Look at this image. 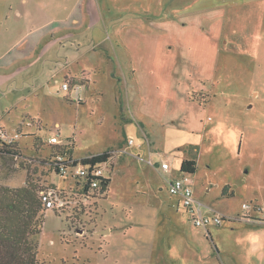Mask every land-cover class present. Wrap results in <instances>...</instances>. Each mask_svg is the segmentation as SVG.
Returning a JSON list of instances; mask_svg holds the SVG:
<instances>
[{"label":"rangeland","instance_id":"rangeland-1","mask_svg":"<svg viewBox=\"0 0 264 264\" xmlns=\"http://www.w3.org/2000/svg\"><path fill=\"white\" fill-rule=\"evenodd\" d=\"M133 2L113 0V3H105L101 0L94 2L92 7L87 3L85 25L79 30L69 31L71 36L78 32L81 34L78 39L85 54L81 62L87 74H64L58 79L59 83L55 79L50 80L49 70L58 60L50 61L48 53H44V62L37 54L34 60L39 64L37 73L36 70H28L26 61H22V66L3 69V63L14 62L28 54L29 39L18 44L17 49L0 62V125L12 135L22 136L18 142L24 150V156L20 154L19 158L0 155V186L22 187L30 174L42 187H56L64 191L66 197L74 193L76 196L71 202L75 206V202H80L81 194L66 187L76 183L57 175L42 162L52 152L51 145L47 143L48 138L60 135V138L75 141V157L78 159L111 151L112 157L105 168L106 176H112L111 172L116 167V150L127 149L130 139L137 144H146L148 140L150 151H158L171 164V174L159 173L147 163L139 161L140 155L145 159L149 156L147 148L142 149L138 157H131L130 168L124 167L125 171L112 178L104 194L98 191L94 196L97 198L91 199L93 203L87 206L89 212L72 216L74 227L88 231L80 242L65 240V232L71 226L66 216H58L53 211L44 212L42 231L35 238L38 262L73 264L68 261L69 257L75 249L79 250L80 246L90 242L94 227H126L134 232L142 229L148 231L151 227L145 221L151 217L152 209L161 201L168 209L169 202L172 204L180 199L169 193L167 178L180 177L182 161L194 159L197 161V172L189 174V178L195 198L210 208L206 209L207 213L214 211L228 218L225 217L220 226L208 228L214 238L211 241L204 228L195 227L186 221L182 210L176 212L173 208L168 209V213L160 215L159 226H155L157 243L152 252L151 264H186L184 260H188V264H201L203 260L195 259L192 253L184 256L181 262L169 251L175 246L176 240L175 236L170 235V230L177 226L188 230L187 233L192 231V235L200 231L208 239L205 244H208L209 253L214 256L208 264H264L263 216L258 211H252L251 216L256 220H247L243 210L245 205L264 204V5L259 12L257 27L255 20L258 15L255 11L246 12L243 7L231 9L226 5H215L214 21L220 25L216 33L215 58L209 71L201 74L197 71L198 63L189 58L199 53L201 45L191 37V33L187 34L186 26L181 29L182 36L179 32L171 35L166 27H161L162 23L170 20L180 24H193L190 18L201 20L203 17L200 13H183L193 0H168L167 3L165 0L146 1V18L153 23L149 30L151 36H162L165 38L161 40L162 43L174 38L175 42L170 44L173 48L165 51L175 58L177 54L180 55L178 61L185 71H189L191 79H196L195 87L198 89L200 84L205 89L194 90L190 94V99L198 101L196 103L199 105L191 101L187 103L183 99V110H191L193 125L186 119L176 125L162 126L148 116L141 117L136 111L139 106L136 79L132 72L128 74L129 80L123 73V69H128L126 63L134 62L129 59L133 49L127 44L128 27L116 34L115 27L111 26L112 36L107 34V22H111V19L118 18L122 23L128 18H135L133 15L139 10L133 7ZM81 9L82 5L73 13L78 14ZM246 13L247 20L253 23L251 27H245L243 23ZM67 15L62 13L63 19ZM103 15L107 22L101 19ZM58 26L50 29L56 31ZM144 31L147 32V29ZM67 33L66 30L61 31L60 36H66ZM244 33L249 34L248 42L253 48H246L239 42ZM104 37H108L110 42L97 46L96 42ZM118 38L123 40V44L114 43ZM157 42L158 39L154 38L149 45L147 40L144 44L146 50L149 47L148 52L154 60L159 59ZM139 45L140 48L143 46L142 43ZM109 55L118 60H110L107 57ZM165 71L168 74L167 69ZM88 75L91 80L82 78ZM150 80L156 84L155 76L150 75ZM63 82L70 84V93L62 90ZM35 89H38L36 97L32 96ZM176 105H180L179 100ZM152 110L159 113L157 109ZM27 120H34L32 126L23 125ZM153 159L156 161L158 158ZM227 186L232 195L224 194ZM143 209L147 214L143 213ZM69 212L72 210L68 209ZM131 217L134 220H130ZM123 231L127 230L116 233L113 236L115 239L107 238L106 244L111 243L113 246L107 247L106 252H99L101 243H97L98 254L92 256V264L96 261L111 264L117 254L114 248H125L123 244L127 238L122 234ZM140 235L141 232H138L128 238L138 239ZM84 252L86 255L91 254L89 249ZM149 263L146 260L143 264Z\"/></svg>","mask_w":264,"mask_h":264},{"label":"crops","instance_id":"crops-1","mask_svg":"<svg viewBox=\"0 0 264 264\" xmlns=\"http://www.w3.org/2000/svg\"><path fill=\"white\" fill-rule=\"evenodd\" d=\"M103 1L105 3H108L109 1L113 3V0ZM146 1L147 0H134L132 5L133 7H137L139 11L137 12V14L133 15V17L135 18H128L130 19V22L127 21V19L125 20L126 22L121 23L120 19L118 18L111 19V22H107V19L104 17V15L101 19H106V27L109 28L107 34H111V36V26L115 27L114 32L116 34L125 31L126 27H128L127 44H130L131 48L133 49V54H130L129 59L134 60V62H127L126 64L128 65V69H123V73H125L124 76H127L126 79H128V74L132 72L134 78L136 79L138 87L137 95L139 97L140 106H138L136 110L138 112V115H140L141 117L148 116L150 119H153L155 122L160 123L162 126H166L167 124L176 125L177 123L182 122L186 119H188V122L193 125L190 120V118H192L191 110L189 112L183 110V99L187 100V103H190V101L196 103L198 101L190 99L191 92L194 90L203 91L205 89H203L200 84L199 87L197 84L198 89L195 87L197 81L196 79L192 80L189 71H185L181 67V62L178 61L180 55L177 54V58H175L174 56H169L165 51L166 49L171 50L173 48V46H171L170 44L172 43V41L175 42L174 38L173 40L169 38V40H166L165 43H162L161 40L165 39L162 36H151L150 27L153 23L150 19L146 18V13H148L146 12L148 11L146 7ZM165 1L166 3L168 2V0ZM94 2H101V0H0V62L5 61L8 55H10L11 51L17 49L18 44H22L24 41L27 42V40L29 39V49L27 50L28 54H25V56H21L14 62L3 63V69L9 70L17 65L22 66V61H26L28 62V70L32 71L33 69L36 70L37 73L39 64L37 65V61H34L37 59V54H39L42 62H44V60L46 59L44 53H48L47 58H49L50 61L58 60L54 61L55 65L49 70L50 80L55 79V81L59 83L58 79L64 74L72 76L81 73L87 74L85 65L84 63L82 65L81 62L85 55L81 50L80 41L78 39V36H80L81 34L78 32L76 35L71 36L69 31H74L75 29L79 30L85 25L86 13L88 9L87 3L92 7ZM135 2L138 3V6ZM169 2H173V0H169ZM216 4L220 6L224 5V7L226 5V7H230L231 9H234L235 7H243L245 8L246 12L255 11L258 15V18H256L255 20V26L257 27L258 22H260L259 12L264 5V0H217V3H215V0H193L192 4L187 9H185L183 13L190 12V15H196L197 13H200L203 17L201 20L190 18L193 24H189L184 20L183 22H186V24H180L175 20H170L165 24L162 23L161 26L166 27V31L168 33H171V35L173 33L177 34V32H179L181 36V29L182 27L186 26L187 34L191 33V37H193L195 41L201 45V50L199 51V53L193 57H189L190 59H192V61L198 63L197 71L201 74H206L207 71H209L210 66L213 64V60L215 58L214 53L217 47L216 43L218 39L216 33L220 30V25L214 21L213 12ZM80 5H82L81 11L78 14L73 13ZM144 11L145 13H143ZM205 12H207V14ZM62 13L68 14L65 19H63L62 17ZM209 18H211L210 24ZM243 23L245 27H251L253 24L252 22H249L247 20V13ZM52 26H58L59 29L53 31L50 29ZM135 28H137V30H133ZM145 29H147V32L144 31ZM65 30L69 34L67 33L66 36L61 37V31ZM154 38L158 39L157 46L160 50V52L158 53L159 59L156 58L155 60L154 58H151L152 56H150V53L148 52L149 47H147L146 50L144 45L145 40H147V43L149 45L151 39ZM248 40L249 34L244 33V36L240 38L239 42L242 43L246 48H253ZM107 41L110 42L108 37H104L96 43H98L97 46H101ZM138 42L143 44L141 48ZM114 43H118V45H120L123 44V40L118 38L114 41ZM67 46H69L70 48H67ZM102 53H104V51H102ZM107 57L110 58V60L113 59L112 55H109ZM115 59L118 60V58ZM33 61L35 62L34 66ZM155 61H157L156 65H154ZM165 69H167L168 74H166ZM150 75L155 76L156 84L151 82ZM82 78L91 80V77L89 75L88 77L84 76ZM36 82L37 79H35V84L37 85L38 83ZM182 85L183 87L181 90ZM37 91L38 89H35V92L32 94V96L36 97L35 94H37ZM70 91L68 92L70 93ZM162 96H164L165 98L162 99ZM168 100L172 101L173 103L168 102ZM177 100L180 101L179 106L176 105ZM152 109H157L159 113H154ZM33 123L34 120H27L26 122H23V125H27L28 127H30ZM141 125L143 126V124ZM20 137L22 138V136ZM73 143L74 147L72 149V154L73 157L76 158L74 150L76 142L73 141ZM17 146L20 149L21 154L24 156V150L21 148L19 142L17 143ZM150 147L151 146L149 145L148 140L146 141V144H137L134 140V144L131 146H129V142H127V149L116 150L114 152L117 155L116 167L114 168V171L111 172L112 176H108V178L110 179V183L113 177H116L124 170V167H127V169H129L130 158H136L137 155H140L141 150L145 148H147V151L149 150V156L146 159H148L150 155H152V157L158 158L156 161H154L153 159L154 165L151 167H153V169L159 173L170 175L171 171L169 173H164L160 168V159L161 157H165L161 155L157 151V149V152L150 151ZM134 148H137L138 150H134ZM53 149L54 148L52 147V151ZM91 155L76 159L83 160ZM173 179L174 178L172 176L167 178V188L169 183ZM66 188L70 189V191L72 192L79 190L77 184ZM96 193L97 192H94L91 197L80 196V202H75V206H73L74 204L71 202L72 207L69 210H72V212L67 213L68 209L64 212H55L58 216H66L68 223H71L70 228L67 232H65V240H67V242H71L73 239L77 240L75 242H80L79 240H82L86 237V235L83 236L85 234L84 231L78 230L79 228L74 227V223H72V216H78L81 213H83L84 215V212H89L87 206L89 203H93L91 199L97 198L94 197L96 196ZM227 195H232L229 187ZM74 196L71 198L73 199ZM197 201L200 202L199 200ZM205 206L206 209L210 210L207 205ZM167 207L169 210L173 208L174 210H176V212H180L182 210L183 212H181L185 215L186 221L191 224L189 218L185 213L181 199L173 201L172 204L169 202ZM168 209L164 207L162 201L158 206L152 209L151 217H147L148 219L145 221V223H149L151 227V229H149L148 231L142 229L134 232L131 228L125 229L126 227H115L113 229L110 227H106L103 229H98L95 227L92 228L93 232L90 233L92 235L90 237V242L88 244L82 243L83 246H80L79 250L75 249L69 257L68 261H72L73 264H92V256L96 257V255L98 254L97 243H101V246L98 247V251L106 252L107 247L113 246L111 243L106 244L107 238L111 237L115 239L116 237L113 236L119 234V232L122 230H127L122 232V234L127 238L125 240V243L123 244L125 248H114L116 249L117 254L115 257L112 256L113 260L111 261V264H143L146 260H149V264H151L152 252L156 248L157 243V232L155 226H159L160 223L158 224V222L160 221V215L164 212L168 213ZM143 213H146L145 209H143ZM225 217L226 216H224L223 218ZM130 220H134V217H131ZM210 230L211 229L208 228L205 229L206 233L210 236L211 241H213L214 238L212 237L213 235ZM187 231L188 230L182 229L179 226H177V228L175 229L170 230V235L175 236L176 240L175 246L172 247V249H169V251L173 254L177 261L182 262L184 256H188V253H192L195 259L199 258L203 260L201 261V264H208L209 261H212V259H214L213 254L209 253L208 244H205V242H208V239L204 238L202 232L200 231H193L195 233L194 235H192V231L191 233H187ZM86 232L88 231L86 230ZM138 232H141L140 238H128L131 235H134V233L137 234ZM102 243L105 244L106 247L105 245L103 246ZM51 244H54V242L51 241ZM94 248L96 249V252H94ZM86 249L91 250V254L86 255V253L84 252V250ZM184 262L186 264L189 263L188 260H184ZM93 264L101 263L99 261H96Z\"/></svg>","mask_w":264,"mask_h":264},{"label":"built area","instance_id":"built-area-1","mask_svg":"<svg viewBox=\"0 0 264 264\" xmlns=\"http://www.w3.org/2000/svg\"><path fill=\"white\" fill-rule=\"evenodd\" d=\"M63 91L68 92L71 86L68 82L61 85ZM60 135L52 136L48 139V144L54 148L52 157L46 165L57 175L71 179L78 185V192L82 197H91L94 192H98L103 182L109 179L105 175V168L108 162H93L94 155L88 156L83 160L73 157V142ZM20 135H12L8 129L0 125V142L7 145H16ZM134 144V140L129 141V146ZM140 162H145L150 166L154 165L153 157L148 159L139 156ZM160 168L164 173H169L172 169L171 164L163 157L160 159ZM87 189V190H86ZM168 191L172 196L181 199L183 208L192 225L198 228L207 229L210 226H220L223 223L222 216L215 213H207L206 206L198 202L194 196L193 186L189 174L182 173L180 177H175L168 185ZM65 196V192L56 187H51L40 192L41 202L46 211L64 212L72 207L71 197ZM243 210L246 212L245 219L256 220L251 216L252 211H258L264 219V204L261 206L245 205Z\"/></svg>","mask_w":264,"mask_h":264},{"label":"trees","instance_id":"trees-1","mask_svg":"<svg viewBox=\"0 0 264 264\" xmlns=\"http://www.w3.org/2000/svg\"><path fill=\"white\" fill-rule=\"evenodd\" d=\"M53 152L54 149L42 162L46 164ZM20 154L17 144L7 145L0 142V155L19 158ZM111 157L112 152L106 151L94 155L92 161L108 162ZM197 167L196 160L186 159L180 165V172L195 174ZM109 184L110 179H106L99 192L104 194ZM47 189L49 188L35 182L30 174L22 187L0 186V264H40L37 259L38 244L35 238L42 231L44 212H47L41 202L40 192ZM227 193L228 187L224 189V194Z\"/></svg>","mask_w":264,"mask_h":264},{"label":"flooded vegetation","instance_id":"flooded-vegetation-1","mask_svg":"<svg viewBox=\"0 0 264 264\" xmlns=\"http://www.w3.org/2000/svg\"><path fill=\"white\" fill-rule=\"evenodd\" d=\"M78 230H82L85 232V234L83 236H85L88 232H86V230L84 228H79ZM76 241V240H75Z\"/></svg>","mask_w":264,"mask_h":264}]
</instances>
